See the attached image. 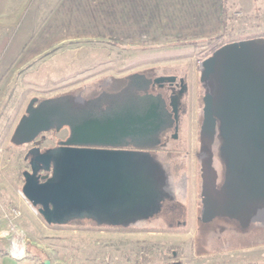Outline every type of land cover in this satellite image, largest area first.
Segmentation results:
<instances>
[{"label": "water", "instance_id": "water-1", "mask_svg": "<svg viewBox=\"0 0 264 264\" xmlns=\"http://www.w3.org/2000/svg\"><path fill=\"white\" fill-rule=\"evenodd\" d=\"M130 78L129 91L137 82H152L143 72ZM200 81L203 151L209 152L219 130L227 168L219 188L211 157L204 159L203 221L239 218L245 212L253 217L264 208V37L221 46L202 62ZM132 98L130 103L115 98L102 103L100 97L68 93L31 99L11 141L33 143L25 155L30 170L23 172L22 193L48 224L89 219L98 226L128 227L161 211L169 193L154 156L122 149L129 142L139 148L156 145L148 142L161 128L160 103ZM64 127L69 128L67 139L41 149L40 134Z\"/></svg>", "mask_w": 264, "mask_h": 264}, {"label": "rangeland", "instance_id": "rangeland-1", "mask_svg": "<svg viewBox=\"0 0 264 264\" xmlns=\"http://www.w3.org/2000/svg\"><path fill=\"white\" fill-rule=\"evenodd\" d=\"M35 7L30 4L15 19L0 18V253L10 249L16 237L10 227L13 222L23 236L25 252L55 264H264V220L248 214L242 215V221L247 224L252 218L253 234L237 235L231 240L222 235L220 241L211 240L205 252H199L204 245L194 239V218L189 227L176 230L142 222L128 228L98 226L89 219L50 225L22 193V172L29 170L25 160L28 146L11 141L35 97L42 100L75 94L100 79L144 72L151 67L189 65V106L184 130L179 131L173 143V154L175 160H183L182 155L188 154L178 165L180 173L176 174L175 185L178 191L188 194L195 215L200 198L198 155L203 151L199 135L204 105L202 62L223 44L264 37V0H224L222 33L212 39H178L164 34L155 42L126 43L84 38L47 50H29L36 36L33 32L41 21L31 19ZM68 133L62 129L49 134L51 140L44 141L43 147L65 140ZM168 163L172 168L169 158ZM14 209L19 212L16 216ZM173 251L178 252V257H173Z\"/></svg>", "mask_w": 264, "mask_h": 264}, {"label": "crops", "instance_id": "crops-1", "mask_svg": "<svg viewBox=\"0 0 264 264\" xmlns=\"http://www.w3.org/2000/svg\"><path fill=\"white\" fill-rule=\"evenodd\" d=\"M30 4H36L31 19L41 21L29 50L84 38L138 43L166 34L206 40L220 35L224 26V0H0V18H18ZM10 249L0 253V264L45 263L29 252L14 257Z\"/></svg>", "mask_w": 264, "mask_h": 264}, {"label": "flooded vegetation", "instance_id": "flooded-vegetation-1", "mask_svg": "<svg viewBox=\"0 0 264 264\" xmlns=\"http://www.w3.org/2000/svg\"><path fill=\"white\" fill-rule=\"evenodd\" d=\"M213 53H211L210 55H212ZM143 73H145L147 78L152 80V82H150L148 86H146L144 82H137V86H135L131 91H129L130 86L133 84L132 79L130 78V75L132 74L131 73L121 76H111L103 80L100 79L98 81H95L94 83H90L88 85L83 86L80 91H77L78 93L74 94L81 96L85 99L100 97L102 103H107L109 99L112 100L113 98L116 99L114 102L130 103V94L133 95L132 100L138 103L146 100L147 98L150 100L154 99L156 102L160 103V109L162 111L161 128L157 135L154 138L150 139L148 142L149 145H156L154 147L145 146L139 148L129 142L128 144L122 147V149H142L151 152L161 172L160 181L162 182V187L169 193L168 197L163 202L161 211L155 216L142 221V223L146 225L157 223L160 226L164 225L168 227L170 230H176L178 228L186 229L190 226L192 218H194V239L196 243L201 244V246L204 245L203 251H201L200 249L199 252H205V247H207V245H209L211 243V240L213 241V239L220 241L225 238V236H228L229 240H231L234 239V236L237 235L241 237L242 235L247 233L253 234L254 230L252 231V229L254 228V225L251 221L252 218L250 217L251 220L248 221L247 224H244V222L242 221V215H246L247 212L240 215L239 218L231 217L228 215H221L211 221H203V204L201 194L204 183V159L205 157L207 158L208 154L212 159V166L217 172V186L221 188L226 179L227 168L219 150L220 142H222V138L219 135V130L209 149V152L205 150V152L202 151L198 155L200 161V173L198 180V185L200 187V198L196 204L195 215L188 194H184L178 191L177 185H175V178L177 176L176 174L180 173L178 165L180 164V162L184 163V160L188 157V154L185 152V154L182 155L185 156L183 160L182 157H180L181 159L177 158V160H175L176 156H174L173 150H175L176 148L173 146V143L176 140V137H178L179 131L183 129V126H185L184 119L188 111L189 97L191 93L190 66L173 65L161 69L151 67ZM121 93H123L122 99H120L119 97V94ZM125 94L128 95L126 98ZM201 118L202 126L204 118L203 114ZM63 129L69 131L68 127H64ZM51 133H55V130H50L38 136L37 140H41V149L46 148L43 147V142L47 139L51 140V138H48L50 137L49 134ZM43 135L45 136V138L42 140ZM199 135L201 149H203L201 141V130ZM67 137L65 139H67ZM127 140L130 141L129 138H127ZM60 141L56 143L49 142L48 147L56 146L59 144ZM23 145L28 146L29 150L33 146V143H26ZM168 158L170 162H173L174 169L173 167L171 168V166H169ZM25 160L28 162L30 170L29 160L26 158ZM41 174H45V172L41 171ZM222 235L223 238L221 237ZM204 254L205 253H203L202 256H204ZM172 255L173 257H178V252L173 251Z\"/></svg>", "mask_w": 264, "mask_h": 264}, {"label": "built area", "instance_id": "built-area-1", "mask_svg": "<svg viewBox=\"0 0 264 264\" xmlns=\"http://www.w3.org/2000/svg\"><path fill=\"white\" fill-rule=\"evenodd\" d=\"M13 211L15 213L14 214L15 216L19 214V212L16 209H14ZM10 225H11L10 226L11 231H14L16 234V237L13 238L14 240L12 241L10 252L14 257H18V258L24 257L26 252L23 243V236L20 233H18L15 224L13 222H11Z\"/></svg>", "mask_w": 264, "mask_h": 264}, {"label": "bare ground", "instance_id": "bare-ground-1", "mask_svg": "<svg viewBox=\"0 0 264 264\" xmlns=\"http://www.w3.org/2000/svg\"><path fill=\"white\" fill-rule=\"evenodd\" d=\"M253 218L264 220V213H262L261 210H258L256 211V214L253 216Z\"/></svg>", "mask_w": 264, "mask_h": 264}, {"label": "trees", "instance_id": "trees-1", "mask_svg": "<svg viewBox=\"0 0 264 264\" xmlns=\"http://www.w3.org/2000/svg\"><path fill=\"white\" fill-rule=\"evenodd\" d=\"M109 227H111V226H109ZM122 228H125V227H122ZM43 264H45V263L43 262Z\"/></svg>", "mask_w": 264, "mask_h": 264}]
</instances>
